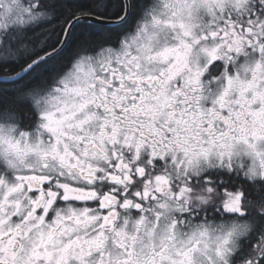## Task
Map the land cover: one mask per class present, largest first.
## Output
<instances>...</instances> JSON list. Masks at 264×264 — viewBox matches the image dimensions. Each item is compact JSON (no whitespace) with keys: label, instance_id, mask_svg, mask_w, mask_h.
Returning <instances> with one entry per match:
<instances>
[{"label":"snow or ice","instance_id":"obj_1","mask_svg":"<svg viewBox=\"0 0 264 264\" xmlns=\"http://www.w3.org/2000/svg\"><path fill=\"white\" fill-rule=\"evenodd\" d=\"M0 264H264V0H0Z\"/></svg>","mask_w":264,"mask_h":264}]
</instances>
